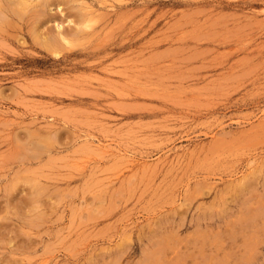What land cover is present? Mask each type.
<instances>
[{
  "label": "rangeland",
  "instance_id": "obj_1",
  "mask_svg": "<svg viewBox=\"0 0 264 264\" xmlns=\"http://www.w3.org/2000/svg\"><path fill=\"white\" fill-rule=\"evenodd\" d=\"M21 1L0 264H264V0Z\"/></svg>",
  "mask_w": 264,
  "mask_h": 264
},
{
  "label": "bare ground",
  "instance_id": "obj_2",
  "mask_svg": "<svg viewBox=\"0 0 264 264\" xmlns=\"http://www.w3.org/2000/svg\"><path fill=\"white\" fill-rule=\"evenodd\" d=\"M3 2V1H2ZM5 2V1H4ZM13 2V1H12ZM30 3H31V0H23V1H21L19 4H20V6L24 9V8H26V7H28L29 5H30ZM17 6V5H16ZM34 6V5H33ZM1 8V7H0ZM10 9V8H9ZM11 9H12V7H11ZM4 10V9H3ZM7 10V9H6ZM8 11V10H7ZM14 11V10H13ZM20 12H21V10H19ZM28 11V10H27ZM26 11V12H27ZM2 12V11H1ZM6 12V11H5ZM24 12V11H23ZM29 12V11H28ZM17 13V12H16ZM13 14H15V13H13ZM23 14L24 13H21V14H19V13H17L15 16H17L16 18L17 19H20V18H23L22 16H23ZM31 14L33 15L32 17H31ZM41 14H42V12H41ZM29 15H30V17L31 18H33L32 20L34 21L32 24H33V26H32V33H34V37L32 36V38H34L35 39V41L37 42V43H39L42 47H44L46 50H48V51H50V52H55L56 50H57V46H55V42L57 41H55V40H51L50 41V39L46 36H44L42 39L40 38L41 37V34H40V32L38 31V29H39V26H40V24H41V19H40V15H39V13L37 12V11H31V12H29ZM14 16V17H15ZM83 17V16H82ZM32 20H30L31 22H32ZM90 21H91V19H88V18H86V17H83V19L80 21V26H81V28H82V26L83 27H90ZM30 22V23H31ZM45 23V22H44ZM78 24V23H77ZM76 24V25H77ZM77 28H78V26H77ZM80 28V30H79V32H81V31H83L82 29ZM78 30V29H77ZM45 32V31H44ZM64 32V31H63ZM82 34V33H81ZM80 35V34H79ZM55 39V38H54ZM57 39V38H56ZM64 40H66V38H63ZM68 41V40H67ZM69 42V41H68ZM57 43V42H56ZM28 183V182H27ZM13 184V183H12ZM39 194H40V192H38ZM35 194V193H34ZM32 197H33V195H32ZM36 197H37V192H36ZM160 251V250H159Z\"/></svg>",
  "mask_w": 264,
  "mask_h": 264
}]
</instances>
